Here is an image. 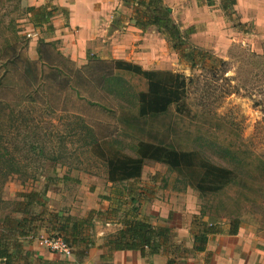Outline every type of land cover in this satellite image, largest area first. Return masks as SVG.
I'll use <instances>...</instances> for the list:
<instances>
[{
    "label": "rangeland",
    "instance_id": "374dc122",
    "mask_svg": "<svg viewBox=\"0 0 264 264\" xmlns=\"http://www.w3.org/2000/svg\"><path fill=\"white\" fill-rule=\"evenodd\" d=\"M3 2L5 12L0 14V46L3 41H26V35L16 33L24 29L17 28L19 23L16 19L23 18L19 15L20 10L14 2ZM169 17L171 19V13ZM232 18L234 22H230L231 26L239 32L242 40L231 43L212 40L209 44L202 41L200 45L190 36L185 38L181 53L173 51L164 32L155 28L165 40L164 52L159 58L164 60L171 72L193 80L187 100L191 115L177 117L171 113L146 120L142 129L144 132L127 124V117L135 114L128 96L116 98L97 91L96 78H90L91 82L79 81L78 85L76 80L72 83L64 79H54L52 83L48 80L47 83H40L37 92L30 90L25 95L19 93L30 86L29 81L23 78L17 80L22 75L12 80L13 84L6 90L7 98L0 100L10 106L17 102L13 108L18 111L14 116L18 121L7 137L12 141V144L7 143V153L23 158L21 170L30 176L10 177L0 187V227L8 226L4 222L6 219L10 225L12 219L21 218L20 214L14 213L19 208L16 204L22 202L19 194L44 192L40 198L42 205L30 209L31 214H41L34 224L38 226L37 230L29 237L18 240L17 248H11L13 253L19 248L20 260L15 264H28L24 261L27 257L30 264H82L88 260L90 250L98 240L106 237L103 247L113 235L97 237L100 229L105 228L104 219L113 224L128 213L140 211V215L145 216L151 199L164 201L166 198L172 199L176 207H182V200L186 203L182 207L185 215L179 218L178 214L174 219L176 224L181 221L188 225L187 238H180L173 231L164 250L172 264H211L212 253L201 255L193 251L191 231H197L201 221L215 223L226 231L230 219L236 217L241 221L238 246L244 249L230 248L228 252H222L221 264H264V177L255 163L256 158L264 161V28L258 29L251 22L242 25L236 12ZM185 31L181 29V32ZM228 39L232 40V37ZM191 49L195 51L194 68L190 67L187 57ZM220 62H225V65L221 66ZM112 67L110 69L108 63L92 65L91 72L83 74L97 71L95 73L102 77L111 73ZM223 71L226 73L223 74ZM122 77L125 88L131 85L136 91L145 88L136 77L128 74ZM78 92L82 94L78 95ZM120 110L126 112L121 120ZM73 115L80 117L92 129L98 141L114 142L117 150L131 157H134L136 140L147 139L149 131L167 138L176 148L199 150L215 165L238 175L253 174L258 193L256 197L247 195L248 199H245L234 188H229L217 195L202 197L168 167L150 161L144 163L140 178L109 183L104 164L91 156L81 145L80 136L71 131L70 124L76 129ZM5 124L8 125V122ZM34 142L38 144L33 146L42 151L36 157L28 147ZM1 153L6 152L3 150ZM26 157L29 158L27 161ZM51 158L53 161L48 160ZM245 158L253 164H244L249 162ZM120 196L121 199L116 198ZM107 198H114V201H108L107 210H102ZM67 217L71 218V223L83 221L81 237L92 244L81 262H76L74 255L70 259L58 255L59 260H48L46 257L53 253L38 244L40 237L65 238L56 229L65 223ZM217 236L227 235L211 237ZM187 244L192 245V249L186 248Z\"/></svg>",
    "mask_w": 264,
    "mask_h": 264
},
{
    "label": "trees",
    "instance_id": "16d2710c",
    "mask_svg": "<svg viewBox=\"0 0 264 264\" xmlns=\"http://www.w3.org/2000/svg\"><path fill=\"white\" fill-rule=\"evenodd\" d=\"M122 1L124 4L134 7V17L138 27L142 30L154 27L159 32H164L168 43L175 52L181 53L185 38L195 33L193 27L186 29L184 33L181 32L180 26L169 17L170 9L165 7L161 0ZM235 3L236 0L221 1V10L232 23L234 22L232 17L235 14L233 10ZM187 55L190 67L194 68L196 66L195 51L191 49ZM220 64L224 66L225 62H220ZM112 65L111 73L102 77H94L93 73L82 76L78 71L79 73H76L79 79L78 83H80L79 81L84 82V80L91 82V79L96 78L97 80L94 81L98 83L97 91L116 98L127 95L135 111V114L127 117V124L142 130L146 120L158 119L171 113L177 117L191 115L187 103L189 87L193 83L191 77L171 71L144 70L140 66L126 61H113ZM55 72L60 75L59 71ZM225 73L226 71H223V74ZM123 74L136 77L144 84L145 88L141 91L134 90L132 85L125 88ZM77 94L80 95L82 92ZM13 103L14 105L10 106L8 103L0 101V187L10 177L23 175L26 178L30 176L21 170L23 158H15L14 154L7 153V143L12 144V141L7 137L11 135L10 131H14V123L18 121L14 117L16 116L15 112L18 111L13 108L17 102ZM125 113L120 110V120ZM72 117H75L76 131L72 127L73 124H70L71 131L80 136L79 141L89 154L104 164L109 183H122L140 178L144 163L150 161L168 167L187 187L195 190L202 197L214 196L229 188H234L236 193L245 199H248L247 195L256 197L258 193L253 174L238 175L232 170L211 163L199 150L172 146L167 138L156 132H147V139H137L133 146L134 157H131L117 150L114 142L98 141L92 129L80 117L75 115ZM6 121L8 125L5 124ZM34 144L38 143L34 142L28 147L33 150L32 155L36 157L39 153L42 154V151L38 147H34ZM3 150L6 152L5 154L1 153ZM28 159L26 157L25 161ZM48 160L53 161L52 158ZM244 160L249 161L246 163L243 161L246 165L247 163L248 165L253 164L249 158ZM255 163L264 177V161L261 158H256ZM43 193L31 191L19 194L22 202L16 204L19 208L14 213L20 214L21 218L12 219L13 222L10 225L8 224L9 220L6 219L4 222L8 226L0 227V261H3L1 264H15L20 260V253H17L19 248L15 253L11 251V248H17L18 240L29 237L37 230L38 226H34V224L39 220L41 214H31L30 209L42 205L40 198L43 197ZM64 222L56 231L65 235V238L62 239L72 248L76 262H81L86 257L87 249L92 246L85 238L81 237L83 221L71 223V218L67 217ZM119 224L121 227L104 243L108 253L133 251L139 252L141 257L157 255L164 252L166 243L172 234L170 228L152 226L149 222L135 216L126 217L124 215ZM197 227V231H191L194 239L193 251L202 253L211 236L222 234L236 236L241 228V221L238 217L231 218L226 231L215 223L203 221ZM24 261L30 264L28 257ZM168 264H172V262L169 261Z\"/></svg>",
    "mask_w": 264,
    "mask_h": 264
},
{
    "label": "crops",
    "instance_id": "0c3cea01",
    "mask_svg": "<svg viewBox=\"0 0 264 264\" xmlns=\"http://www.w3.org/2000/svg\"><path fill=\"white\" fill-rule=\"evenodd\" d=\"M1 1L2 15L5 12L3 6L5 2L1 3ZM9 1L17 5L20 10L19 15L23 16L22 19H16V23H19L17 28H24V31H17V35H26L28 38L26 41L21 39L9 43L3 41L0 46V100L2 97L7 98L6 90L13 84L12 80L17 75H22L17 80L23 78L30 83V86L21 88L22 92L19 94L25 95L30 90L37 92L40 83H47L48 80L50 83L54 79H64L71 83L76 80L78 85L79 79L76 75L78 71L84 76L83 73L91 72L92 65L101 66L106 63L110 64L111 69L113 61L133 63L144 70L172 71L164 64V60L160 59L164 52L165 40L154 27L145 30L138 27L136 19L132 16L134 7L124 4L122 0ZM161 1L170 9L171 19L180 26V29L191 27L195 29L191 38L198 40L200 45L202 41L209 44L212 40L224 43L242 40L239 32L232 28L230 21L221 10L222 0ZM243 4L250 9L245 8ZM233 8L242 25L251 22L258 29L264 28V0H236ZM229 36L232 40L228 39ZM56 70L60 75L56 74ZM95 72L93 76L99 77ZM16 85L19 86L17 83ZM116 198L121 199V196ZM106 200L103 204L105 208L102 210H107L108 201H114V198ZM137 202L133 201L136 204ZM185 204L182 200L181 206ZM147 206L148 212L144 213L145 216H141L140 211L125 215L135 216L155 227L170 228L178 237L187 238L188 225L181 221L176 224L174 219L178 214L179 218L185 215L182 207H176L172 199L167 198L164 201L151 199ZM102 222L105 223V228L100 229L98 238L115 234L121 227L119 221L111 224L104 219ZM105 238L96 242L90 250L88 260L82 264H168L169 262V256L165 252L145 257L133 251L108 253L107 248L102 247ZM239 244L238 235L211 237L201 255L210 252L213 254L211 264H221L220 254L228 252L230 248L244 249L240 248ZM186 248L192 249V245L187 244ZM58 257L57 254H49L46 259L59 260Z\"/></svg>",
    "mask_w": 264,
    "mask_h": 264
},
{
    "label": "built area",
    "instance_id": "2783aa9c",
    "mask_svg": "<svg viewBox=\"0 0 264 264\" xmlns=\"http://www.w3.org/2000/svg\"><path fill=\"white\" fill-rule=\"evenodd\" d=\"M38 244L40 247H44L49 252L57 254L64 259H70L73 256V250L70 245L60 237H40Z\"/></svg>",
    "mask_w": 264,
    "mask_h": 264
},
{
    "label": "water",
    "instance_id": "95a60500",
    "mask_svg": "<svg viewBox=\"0 0 264 264\" xmlns=\"http://www.w3.org/2000/svg\"><path fill=\"white\" fill-rule=\"evenodd\" d=\"M1 263H3V261H0Z\"/></svg>",
    "mask_w": 264,
    "mask_h": 264
}]
</instances>
